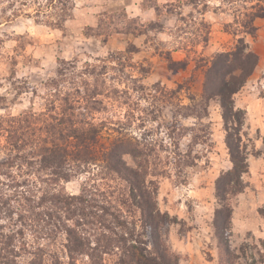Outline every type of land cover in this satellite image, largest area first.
<instances>
[{"label":"rangeland","instance_id":"rangeland-1","mask_svg":"<svg viewBox=\"0 0 264 264\" xmlns=\"http://www.w3.org/2000/svg\"><path fill=\"white\" fill-rule=\"evenodd\" d=\"M259 6L264 8L263 0H0V116L44 110L48 92L56 88L52 79L58 87L87 81L82 90L102 93L97 99L103 104L96 105L98 111L91 110L96 122L125 121V114L132 111L146 121V128L132 126L134 136L153 128L159 131V124L173 123L181 103L190 104L189 95L201 97L206 61L245 38L259 62L235 95V103L246 110L242 136L253 169L244 177V191L231 199L229 239L240 256L244 248L248 263L259 261L254 248L264 251V17L254 20V35L245 33L240 23L249 22ZM171 60L184 61L187 68L182 70ZM61 61L75 66L67 65L62 80ZM84 71L93 74L79 77ZM151 108L156 121L151 120ZM208 109L209 117L203 120L211 124L207 144H194L199 126L193 116L182 119L185 129L176 137L183 152L200 160L178 172L170 166V172L159 178L160 209L178 217L166 239L180 264H220L212 228L215 181L232 163L220 105L211 100ZM115 127L109 124L104 129L102 144L118 135ZM161 130L160 137L169 145L166 129ZM258 158L263 160L254 164ZM84 179L67 182L66 191L79 193ZM51 249L64 256L60 241ZM238 262L246 264L243 259ZM106 263L114 261L107 258Z\"/></svg>","mask_w":264,"mask_h":264},{"label":"trees","instance_id":"trees-1","mask_svg":"<svg viewBox=\"0 0 264 264\" xmlns=\"http://www.w3.org/2000/svg\"><path fill=\"white\" fill-rule=\"evenodd\" d=\"M261 17L264 8L259 6L249 22H240L244 32L254 35V20ZM258 62L250 44L239 38L231 50L206 61L201 97L189 95L190 104L179 105L173 123L159 124V131L153 128L140 137L131 128H146V121L132 111L125 114V121H95L91 110L98 111L96 105L103 104L97 99L102 93L82 90L87 81L58 87L52 79L56 88L48 92L44 110L0 116V264H107V258L114 264H180L166 239L168 227L177 224L178 217L160 209L159 178L170 172V166L178 172L200 160L183 152L176 137L185 129L182 119L193 116L200 127L197 132L192 129L200 141L194 144L211 140V124L203 122L209 117L211 100L220 105L232 163L215 181L212 228L219 263L241 264L238 260L243 259L246 264H264V251L255 247L259 261L248 263L244 248L240 256L229 239L234 214L231 199L244 191V177L250 172L242 136L246 110L236 105L235 95ZM73 63L60 62V80L68 73L67 65L75 69ZM171 63L187 68L184 61ZM182 109L187 112L182 114ZM150 114L151 120L158 119L154 109ZM109 124L117 125L118 135L106 145L101 137ZM162 128L169 145L160 137ZM80 176H85L80 192L66 191L65 184ZM59 241L64 256L51 249Z\"/></svg>","mask_w":264,"mask_h":264},{"label":"crops","instance_id":"crops-1","mask_svg":"<svg viewBox=\"0 0 264 264\" xmlns=\"http://www.w3.org/2000/svg\"><path fill=\"white\" fill-rule=\"evenodd\" d=\"M261 160H263V159H261V158L255 159L254 164H255L256 162L260 163ZM256 164H257V163H256ZM252 166H253V160H251L250 171H252V169H253Z\"/></svg>","mask_w":264,"mask_h":264}]
</instances>
